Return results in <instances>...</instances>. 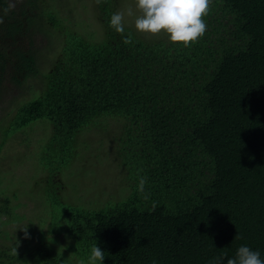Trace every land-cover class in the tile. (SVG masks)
<instances>
[{"label":"trees","instance_id":"trees-1","mask_svg":"<svg viewBox=\"0 0 264 264\" xmlns=\"http://www.w3.org/2000/svg\"><path fill=\"white\" fill-rule=\"evenodd\" d=\"M218 1L228 35L215 45L205 33L184 47L143 39L126 26L117 33L109 26L114 0H95L103 38L68 34L42 94L18 109L12 132L0 137L1 154L14 133L47 121L58 156L43 166L61 185L53 175L74 159L80 132L124 121L118 155L130 196L102 209L59 197L47 202L64 207L51 228L67 233L74 257L87 260L97 244L105 264H209L247 245L264 259V0ZM42 4L24 0L14 8L0 0V84L8 72L17 85L39 74L32 42L4 44L32 38L46 18L57 25ZM141 176L147 200L137 191ZM2 196L6 212L9 196ZM42 234L14 256L0 252V264H72Z\"/></svg>","mask_w":264,"mask_h":264},{"label":"rangeland","instance_id":"rangeland-1","mask_svg":"<svg viewBox=\"0 0 264 264\" xmlns=\"http://www.w3.org/2000/svg\"><path fill=\"white\" fill-rule=\"evenodd\" d=\"M23 1L9 0V4L17 8ZM41 1L51 11L57 25L46 18L45 28L41 30L36 27L32 38L30 34H25L16 43L9 40L4 44L10 48L16 44L29 47L32 42L38 56L39 74L30 77L23 85L12 82L9 72L4 76L0 84V137L12 132L11 121L18 109L42 94L44 77L61 56L67 35L79 34L89 40L100 41L105 32L95 0ZM114 5V12L125 13L124 25L141 38L169 41L165 33L152 35L136 30L135 19L140 13L135 8V0H114ZM220 7L218 0H212L210 11L204 17L206 34L210 35L215 45L220 37L228 35L229 30L228 21ZM129 8L133 9L132 16L126 14ZM0 44L3 45V42ZM123 127V120L107 119L101 123V127L92 126L80 132L74 159L60 171H55L60 173L53 175V181L61 185H54L49 180L50 173L43 166L44 159L58 156L48 143L53 131L47 121H37L7 140L0 154V194L9 196L7 210H4L6 212L0 210V252L11 257L25 251L22 248H27L29 243L37 244L39 236L44 238L43 232L52 239L50 244L53 248L67 258L71 257L72 264H80L81 259L69 253L73 246L67 233L52 232V220L54 217L58 220L64 217V207L52 206L51 209L47 202L51 200L53 204V200L59 197L67 205L102 209L109 203L116 204L129 197L132 182L118 155ZM44 148L46 150L43 151ZM2 194L0 207L4 202ZM14 249L17 251L14 252ZM15 264L33 263L21 261Z\"/></svg>","mask_w":264,"mask_h":264},{"label":"clouds","instance_id":"clouds-1","mask_svg":"<svg viewBox=\"0 0 264 264\" xmlns=\"http://www.w3.org/2000/svg\"><path fill=\"white\" fill-rule=\"evenodd\" d=\"M211 3L212 0H135V8L140 13L135 19V28L152 35L165 33L172 43L189 47L205 35L207 24L204 17L208 15ZM126 14L132 16L133 9L129 8ZM124 16L121 11L111 15L109 26L117 33L125 32ZM124 43H131V38L126 37ZM146 183L147 178L141 176L137 184V191L145 200L149 199L145 192ZM105 256L106 253L94 244L87 260H81L80 264H103ZM209 264H264V259L259 250L241 245L233 257H215Z\"/></svg>","mask_w":264,"mask_h":264}]
</instances>
